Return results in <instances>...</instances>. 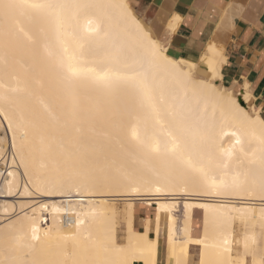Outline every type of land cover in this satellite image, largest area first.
<instances>
[{"label":"bare ground","instance_id":"obj_1","mask_svg":"<svg viewBox=\"0 0 264 264\" xmlns=\"http://www.w3.org/2000/svg\"><path fill=\"white\" fill-rule=\"evenodd\" d=\"M50 2L66 7L31 18L17 12L6 19L0 11V164L6 148L14 153L0 183V262L91 264L106 257L115 264H159L165 219L167 264H247L234 253V224L264 223V124L249 94L239 99L221 84L223 56L210 53L207 79L186 61L179 71L145 66L157 120L140 94L104 89L92 79L101 69L131 71L141 56L130 17L140 20L128 1ZM77 4L98 7H69ZM89 19L93 26L101 22L100 33L85 31ZM70 55L83 70L71 83L65 78ZM223 129L236 132L241 144L221 136ZM170 133L177 137L174 151ZM189 159L200 170L188 167ZM31 191L46 201L28 206ZM116 196L133 197L124 244L115 206L106 200ZM135 201L156 209L153 237L148 223L135 230ZM195 211L202 212L200 236L193 234ZM252 232L244 246L255 240ZM108 240L115 247L105 254L98 245ZM254 256L259 264L262 253Z\"/></svg>","mask_w":264,"mask_h":264},{"label":"crops","instance_id":"obj_2","mask_svg":"<svg viewBox=\"0 0 264 264\" xmlns=\"http://www.w3.org/2000/svg\"><path fill=\"white\" fill-rule=\"evenodd\" d=\"M127 1L153 34L166 27L165 19L181 16L178 30L169 37L170 55L197 65V77L207 79L206 59L210 53L221 54L225 61L218 83L236 94L247 92L249 105L264 121V0Z\"/></svg>","mask_w":264,"mask_h":264},{"label":"snow or ice","instance_id":"obj_3","mask_svg":"<svg viewBox=\"0 0 264 264\" xmlns=\"http://www.w3.org/2000/svg\"><path fill=\"white\" fill-rule=\"evenodd\" d=\"M66 5H59L55 3H51L50 0H0V11L3 12L5 18H11L14 13H19L21 16H27L31 18L35 15H43V14H51L57 8H63ZM69 7L75 8H90V7H98L97 5H70ZM119 7L128 9L127 4L119 5ZM133 20L135 25V41L136 46L141 51V56L139 59H135L132 61V70L131 71H119L114 68L101 69L99 71H95L93 73L92 79L93 82L101 88L112 90L119 87H126L134 92L140 94L142 97V102H147L156 111L157 120L160 119L159 110L155 109V105L153 103V89L148 79V72L145 70V66L148 68H155L160 66H172L176 68L178 71L182 69L184 61L178 60L175 57H170L166 54L168 45H169V37L174 34L178 27L180 26V22L183 19L179 15H173L171 19H165L164 24L166 27L157 29L156 33L153 34L151 30L148 28L147 24H142L140 21L136 20L135 17H130ZM17 23H21L18 19ZM155 27V25H153ZM21 31H23V27L21 26ZM85 31L88 33L96 32L100 33L102 31L101 22H96L95 26H93V20L89 19L86 21ZM75 56H69V63L66 66V76L65 78L71 83L76 79L80 78L83 75V70L79 66L77 62H75ZM223 62L222 60L220 61ZM92 71V70H89ZM213 72H216V69L213 68ZM185 75L184 73H181ZM247 85H243L242 87H246ZM224 96L228 98L233 104H236V100L232 95H229L227 92L223 93ZM239 95L244 96L247 99L246 93H239ZM236 107L239 108V104H236ZM244 111L243 109H240ZM262 110H264V105H262ZM264 124V121L261 122ZM176 132L182 133L184 131L183 127L179 124L176 126ZM172 135V148L173 151L178 146L177 137L175 134L170 133ZM221 136H232L235 137L234 145L241 144L240 137L234 131H229L226 129L221 130ZM139 138V137H137ZM153 150L159 151L160 145L156 143L153 146ZM225 154L231 158L233 155L232 149L229 148L226 150ZM187 166L193 169L194 171L200 170V165L189 159L187 162ZM212 185L215 186L217 183L213 180ZM134 191L136 189H133ZM157 192L160 191V188L157 187ZM262 192H264V188H262ZM91 194V193H90ZM264 198V196H262ZM34 238H36L34 236ZM114 244L111 243L110 240L100 242L98 245L99 251L107 254L111 252L114 248ZM0 264H4V262H0ZM84 264H89V262L85 261ZM91 264H115L114 261L107 259L106 257L103 259H97L91 262ZM203 264V262H201ZM224 264V262H222ZM251 264H257L255 257ZM259 264H264V256L261 257Z\"/></svg>","mask_w":264,"mask_h":264},{"label":"rangeland","instance_id":"obj_4","mask_svg":"<svg viewBox=\"0 0 264 264\" xmlns=\"http://www.w3.org/2000/svg\"><path fill=\"white\" fill-rule=\"evenodd\" d=\"M235 96L239 99L241 97V95L239 94H235ZM0 135L3 136V131H0ZM4 155L5 157L0 164V168H1L0 183L2 182V178L5 176L4 173L6 172V170H8L7 168L10 166L8 164V159L12 158V156H14V153L11 148H6V150L4 151ZM31 193L32 194L30 196L32 198L25 201V202H32L28 206H30L31 204L41 202L42 200L46 201V199L44 198H41V199L37 198L39 197V195L36 194L34 191H31ZM131 198L133 197L116 196V197H111L109 199L106 198V200H108V202L111 205L114 204L115 206L116 214H115L114 219L116 222L118 242L120 244H124L127 241V236H128L127 226L129 222V214H128L129 205L127 204V202ZM74 199H77V198H74ZM182 199H180V201ZM134 203H135V208H134L135 210L133 214V219H134L135 230L138 232L144 231L148 223L151 227L150 236L153 237L155 235V225H156L155 218H156V213H157L156 209L145 206L143 202L135 201ZM182 211H183L182 208H180L179 212L177 213V216H178L177 218L179 222L183 215ZM142 218H145L144 221L142 220ZM238 223L239 222L237 223L235 222L234 224L235 235L238 236L236 237L235 244H234V253H236L240 257L244 255L247 261V264H251L255 253L258 254L261 252L262 256H264V223L256 222L253 225H250L249 223L247 224H244V223L238 224ZM165 225H166V222H165V219H163L161 223V235L159 237V264H164V263L167 264L168 247L166 245V226ZM201 229H202V212L195 211L194 225H193L194 236H200ZM247 232H252V234L255 236V240H253L252 242H249V245L246 244V246H244L241 241L245 233ZM237 240L239 241L236 242ZM164 256H165V261H164ZM192 262H196V260L192 258Z\"/></svg>","mask_w":264,"mask_h":264}]
</instances>
